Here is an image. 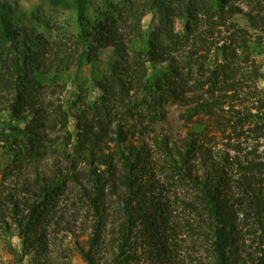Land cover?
<instances>
[{
  "label": "trees",
  "instance_id": "16d2710c",
  "mask_svg": "<svg viewBox=\"0 0 264 264\" xmlns=\"http://www.w3.org/2000/svg\"><path fill=\"white\" fill-rule=\"evenodd\" d=\"M151 1L159 4L162 0ZM164 1L165 12L174 14L171 21L176 19L181 28L167 29L163 20L150 33L138 25H126L128 46L117 47L123 52L122 63H116L110 78L100 84L102 96L91 105V113L78 114L75 150L69 148L68 112L63 105L57 106L53 127L60 124L68 137L63 143L65 167L55 176L38 179L32 202L24 208L16 202L11 212L0 210L3 223L7 224L8 214L17 230L18 264L29 255V263L37 264L36 257L47 252L42 228L50 223L67 181L78 183L76 176L82 173L80 200L86 201L92 215L86 248H79L86 264H99L101 250L108 245L113 247V256L107 264H139L148 258L157 260L156 264H171L183 247L177 242L181 234L189 236L190 249L203 241L210 264H264V95L255 84L258 69L251 62L255 73L251 86L242 79L238 66L242 30H233L216 47L219 59L208 58L213 44H220L215 34L227 21L225 15L242 10L237 5L228 7L227 0ZM75 2L81 29L85 2ZM256 3V12L252 8L246 13L253 28L264 25V7ZM17 9L9 0H0V82L3 90L13 93L8 108L12 120L25 121L30 116L25 130H16L26 134V143L7 146L14 156L8 173L21 168L25 157L41 159L51 148L48 106L27 87L31 73L23 60L32 46L46 40L23 39L27 30L17 25ZM83 29L81 40L89 35ZM118 37L124 38L121 33ZM90 49L82 48L81 54L88 50L90 55ZM8 51L15 56L3 61ZM50 87L52 92L62 88L54 82L46 86ZM164 89L168 98L185 109L187 132L179 147L160 134L150 143L143 140L151 132L150 119L161 107ZM9 137L18 142L14 133ZM85 151L87 165L80 173L77 162L85 159ZM100 165L105 166L102 172ZM118 190L115 209L119 218L109 229V198ZM174 207L182 214L174 213ZM245 227L255 247L241 256ZM137 243L145 245L140 254Z\"/></svg>",
  "mask_w": 264,
  "mask_h": 264
},
{
  "label": "rangeland",
  "instance_id": "374dc122",
  "mask_svg": "<svg viewBox=\"0 0 264 264\" xmlns=\"http://www.w3.org/2000/svg\"><path fill=\"white\" fill-rule=\"evenodd\" d=\"M82 1L85 2V11L82 15L83 25L80 29L74 8L75 0H9L18 7L16 10L19 19L17 25L21 26L20 29L27 30V35L25 34L23 39L37 36L46 40L45 44L37 43L32 46L33 50L30 53L25 50L27 56L23 57V60L28 64V70L30 69L31 73L28 77L27 87L31 94L39 99V102L42 101L44 107L48 106V127H50L49 137L51 138L49 145L51 148L47 150L49 153H45L41 159L25 157L21 168L8 173L6 169L14 156L9 153L7 146L14 148L17 146L15 144L19 142L22 143V146L26 143V134H19L16 130H25L27 119L30 116L25 121L12 120L8 108L12 103L13 93L11 95L7 93V90H3V85L0 82V196L3 203L0 204V210L3 209L6 213L11 212V208L16 202L20 209L24 208L26 203L32 202L38 188V179L40 181L55 176L59 170L65 167L66 158L63 155V143L67 142L68 137L66 132L60 128V124L53 127V123L58 118L56 108L63 105V109L68 112L67 130L72 135L69 148L75 150L78 114L84 111L91 113V105L102 96L100 84L110 78L112 67L116 63H122H120L119 56L123 52L117 47L128 46L126 25H138V28L141 27L144 33L156 30L160 26L161 20L167 29H171V26H174L176 30L181 28V24L176 22V19L173 18L174 22L171 21L170 16H174V14L169 15L168 12H165L164 0L159 4L154 1L151 3L150 0ZM256 1L264 7V0H254V2L227 0L228 7L237 5L242 13L233 16L225 15V17L229 16L227 21L219 27L220 33L215 34V36H219L215 40L220 44H213L208 58L212 61L219 59L220 55L216 57V52H214L216 47L221 45L233 30H242V33L238 34L239 38L243 40V45L238 51V54H241L238 66L240 69L242 68L240 70L242 79L249 80L247 84L251 86V77L254 73L251 62H254L259 74L255 84L264 95V25L258 23L257 26L255 25L256 28H253L246 18V13L251 12L252 8L254 9L253 13L256 12L255 7L258 5ZM225 9L227 10V7ZM261 14H264V10ZM82 29L89 35L81 40L79 34ZM112 31L117 34H113ZM118 33L123 34L122 40L118 37ZM84 47H92L94 50H89L90 55H87L88 50H86V55L81 54ZM14 56L13 51L5 52L3 61ZM34 61L38 64L36 65ZM52 82L60 84L62 88L52 92L51 87L46 88ZM162 97L160 109L150 119L151 132L143 140L150 143L153 136L160 134L167 136L170 142L179 147L187 132L184 120L185 109L168 98L165 89ZM10 133L15 134L17 143L12 137H9ZM4 138H8L10 141L6 143ZM133 141L138 143L135 137ZM24 149L26 150L25 147ZM106 152L108 151L106 150ZM87 155L88 152L85 151V159L82 158L77 162L79 170L77 172L81 173L82 167L87 165ZM115 165L121 167L116 162ZM98 168L102 172L105 166L100 165ZM82 172L84 171L82 170ZM84 177V173L76 176L79 184L75 181H67V186L57 201L54 213L50 216V223L42 228L46 232L48 245L47 252L36 257L37 264H86L79 248H86L92 215L86 201L80 200L82 198L80 182H85ZM84 186L87 185L84 184ZM120 193L121 190H118L113 197L109 198L107 207V228L109 229H111L113 221L115 222L117 217L119 218L115 208ZM7 196L11 200L5 201L4 198ZM173 209L174 213L182 214L179 207ZM5 216L7 224L3 223L0 216V264H18L17 257L20 255L21 242L16 235L17 230L11 217L8 214ZM248 229V227L243 228L242 241L245 242V245L240 247L241 256L255 247L253 235L247 231ZM188 237L187 234H181L178 237L177 242L183 247L176 252V257L171 264H210L203 241L199 242L196 249H190L189 245L192 241L187 240ZM137 248L140 254L145 249V245L140 246L137 243ZM30 256L24 258L23 264H30ZM112 256L113 247L105 246L101 250L99 264H107L106 262L111 260ZM156 263L157 260L149 258L139 262V264Z\"/></svg>",
  "mask_w": 264,
  "mask_h": 264
}]
</instances>
